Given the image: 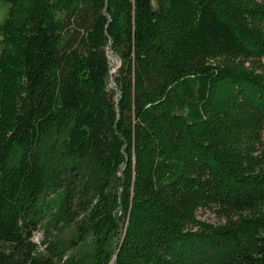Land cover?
I'll return each instance as SVG.
<instances>
[{
	"label": "trees",
	"instance_id": "1",
	"mask_svg": "<svg viewBox=\"0 0 264 264\" xmlns=\"http://www.w3.org/2000/svg\"><path fill=\"white\" fill-rule=\"evenodd\" d=\"M0 264H264V0H0Z\"/></svg>",
	"mask_w": 264,
	"mask_h": 264
},
{
	"label": "rangeland",
	"instance_id": "2",
	"mask_svg": "<svg viewBox=\"0 0 264 264\" xmlns=\"http://www.w3.org/2000/svg\"><path fill=\"white\" fill-rule=\"evenodd\" d=\"M110 61L114 67L118 65V61L115 60L113 57L110 56ZM59 192H50L46 196V198L43 199V201L38 206V213L41 216L40 220L43 223V228H46L47 220L51 217V212L55 211V208L57 204L59 203ZM197 216L201 220H205L209 223L217 224L220 223L222 220L214 213L213 210L205 209V210H199L197 213ZM49 221V220H48ZM44 229L40 228L36 233L34 240L37 241L40 239V237L43 235ZM72 233L69 230H64L60 236L62 241L66 242L71 238Z\"/></svg>",
	"mask_w": 264,
	"mask_h": 264
}]
</instances>
